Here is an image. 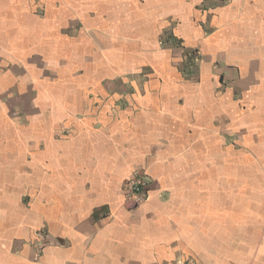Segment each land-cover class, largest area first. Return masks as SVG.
Instances as JSON below:
<instances>
[{"label": "crops", "instance_id": "obj_1", "mask_svg": "<svg viewBox=\"0 0 264 264\" xmlns=\"http://www.w3.org/2000/svg\"><path fill=\"white\" fill-rule=\"evenodd\" d=\"M0 264H264V0H0Z\"/></svg>", "mask_w": 264, "mask_h": 264}, {"label": "built area", "instance_id": "obj_2", "mask_svg": "<svg viewBox=\"0 0 264 264\" xmlns=\"http://www.w3.org/2000/svg\"><path fill=\"white\" fill-rule=\"evenodd\" d=\"M146 190V183L140 177H133L126 181L125 191L127 196L134 198L135 201H142Z\"/></svg>", "mask_w": 264, "mask_h": 264}]
</instances>
